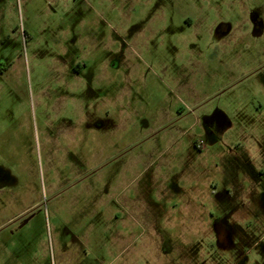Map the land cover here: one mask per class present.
Segmentation results:
<instances>
[{
  "label": "rangeland",
  "instance_id": "374dc122",
  "mask_svg": "<svg viewBox=\"0 0 264 264\" xmlns=\"http://www.w3.org/2000/svg\"><path fill=\"white\" fill-rule=\"evenodd\" d=\"M81 259L264 264V0H0V264Z\"/></svg>",
  "mask_w": 264,
  "mask_h": 264
},
{
  "label": "flooded vegetation",
  "instance_id": "af4514ba",
  "mask_svg": "<svg viewBox=\"0 0 264 264\" xmlns=\"http://www.w3.org/2000/svg\"><path fill=\"white\" fill-rule=\"evenodd\" d=\"M79 72H80L79 70L76 71L77 74H79ZM229 230H230V228L226 227V226H222L220 228L218 227V232H217L218 239L225 240L226 239V235L229 232ZM260 239L261 238H259L257 241H255L251 246L254 247L257 244V242H259ZM84 260L85 259L78 260V261H76L75 264H93L92 262L91 263H87ZM96 263L99 264L98 260L96 261Z\"/></svg>",
  "mask_w": 264,
  "mask_h": 264
},
{
  "label": "crops",
  "instance_id": "0c3cea01",
  "mask_svg": "<svg viewBox=\"0 0 264 264\" xmlns=\"http://www.w3.org/2000/svg\"><path fill=\"white\" fill-rule=\"evenodd\" d=\"M228 196H229V195H228ZM193 219H195V218H193ZM167 248L170 249V247H169V246L166 247V253L169 254L171 251L169 252Z\"/></svg>",
  "mask_w": 264,
  "mask_h": 264
}]
</instances>
